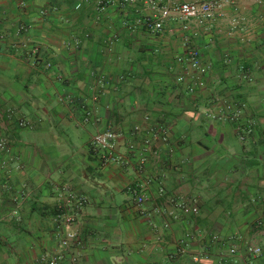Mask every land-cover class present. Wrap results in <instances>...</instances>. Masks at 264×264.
I'll return each instance as SVG.
<instances>
[{
	"label": "crops",
	"instance_id": "crops-1",
	"mask_svg": "<svg viewBox=\"0 0 264 264\" xmlns=\"http://www.w3.org/2000/svg\"><path fill=\"white\" fill-rule=\"evenodd\" d=\"M151 14L0 0V264H49L65 230L58 264H264V0L187 29ZM195 47L204 75L180 59ZM106 129L115 161L92 146ZM69 194L87 201L59 230Z\"/></svg>",
	"mask_w": 264,
	"mask_h": 264
},
{
	"label": "built area",
	"instance_id": "built-area-1",
	"mask_svg": "<svg viewBox=\"0 0 264 264\" xmlns=\"http://www.w3.org/2000/svg\"><path fill=\"white\" fill-rule=\"evenodd\" d=\"M112 0H96V9L102 11ZM131 1V0H125ZM226 0H196V1H178V2H166L165 0H144L147 6L151 9V15H145L140 20L143 25L150 32H160L164 29L165 24L169 20H179L184 29L189 27V22L191 19H197L199 21L210 20L214 21L220 14L221 7L223 6ZM76 7H80V4H77ZM185 60L191 67L196 68L201 75L206 74V66L203 65L201 60V54L198 48H192L189 50L187 58H180ZM248 77V76H247ZM199 86L205 85L203 79L198 78ZM136 131L139 127L135 128ZM245 131H251L247 129ZM119 134L112 129H106L96 133L92 138V146L96 150H101L103 152L102 156L105 161H115L121 156L117 153V143L116 140ZM246 138V133H241V139ZM144 151H147L150 148V139H145ZM133 146V145H132ZM144 158H142L143 161ZM160 191L163 192L164 188H160ZM63 194V193H62ZM64 195V194H63ZM146 195L139 194L137 196L138 204L145 202ZM87 201V196L80 195L76 196L74 194H69L66 196V204L61 207L63 215L62 223H58L57 227L59 230H62V226L72 225L76 220L75 212L70 211L71 204H75L77 208H80ZM180 208L183 212L187 213H198L199 209L196 205H192L186 200H182L179 203ZM76 239V232L73 230H65L60 239V251L50 260L49 264H58V260L62 258L63 251L68 248ZM248 253L259 254L261 253V248L258 246L248 245L246 247ZM232 253L237 252V248L234 247L231 249ZM247 264V263H244Z\"/></svg>",
	"mask_w": 264,
	"mask_h": 264
},
{
	"label": "trees",
	"instance_id": "trees-1",
	"mask_svg": "<svg viewBox=\"0 0 264 264\" xmlns=\"http://www.w3.org/2000/svg\"><path fill=\"white\" fill-rule=\"evenodd\" d=\"M52 260V259H51ZM50 262V261H49Z\"/></svg>",
	"mask_w": 264,
	"mask_h": 264
}]
</instances>
